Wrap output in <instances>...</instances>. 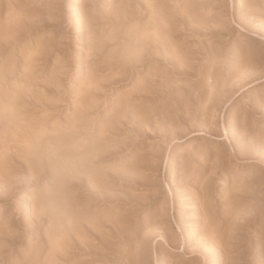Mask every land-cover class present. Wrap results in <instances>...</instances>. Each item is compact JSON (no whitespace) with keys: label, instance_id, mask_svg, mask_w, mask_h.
<instances>
[{"label":"rangeland","instance_id":"rangeland-1","mask_svg":"<svg viewBox=\"0 0 264 264\" xmlns=\"http://www.w3.org/2000/svg\"><path fill=\"white\" fill-rule=\"evenodd\" d=\"M0 264H264V0H0Z\"/></svg>","mask_w":264,"mask_h":264},{"label":"bare ground","instance_id":"bare-ground-1","mask_svg":"<svg viewBox=\"0 0 264 264\" xmlns=\"http://www.w3.org/2000/svg\"><path fill=\"white\" fill-rule=\"evenodd\" d=\"M9 106V105H8ZM11 111V110H10Z\"/></svg>","mask_w":264,"mask_h":264}]
</instances>
